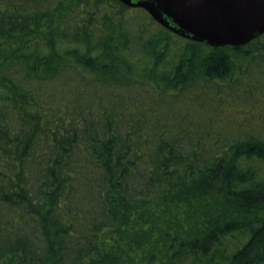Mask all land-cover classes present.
<instances>
[{
  "label": "trees",
  "instance_id": "1",
  "mask_svg": "<svg viewBox=\"0 0 264 264\" xmlns=\"http://www.w3.org/2000/svg\"><path fill=\"white\" fill-rule=\"evenodd\" d=\"M95 1L0 0V264H138L102 235L156 194L213 202L161 251L140 228L148 261L264 264V33L212 47Z\"/></svg>",
  "mask_w": 264,
  "mask_h": 264
},
{
  "label": "water",
  "instance_id": "2",
  "mask_svg": "<svg viewBox=\"0 0 264 264\" xmlns=\"http://www.w3.org/2000/svg\"><path fill=\"white\" fill-rule=\"evenodd\" d=\"M159 25L207 46H241L264 33V0H119Z\"/></svg>",
  "mask_w": 264,
  "mask_h": 264
},
{
  "label": "rangeland",
  "instance_id": "3",
  "mask_svg": "<svg viewBox=\"0 0 264 264\" xmlns=\"http://www.w3.org/2000/svg\"><path fill=\"white\" fill-rule=\"evenodd\" d=\"M118 1L97 0V4L95 1L92 5L98 11L97 16L106 12H110L111 14H129V10L121 8ZM76 2L77 0H66L69 8H73ZM154 197L150 200V214L145 213L142 218L134 216L125 226V233L118 234L114 231L111 232V230L103 232L101 240L103 250L117 251L126 262V255H128L133 262L137 261L138 264H161L164 261V256L159 252H157V258L153 262L147 260L148 253L145 252L147 237L142 232H138L139 229L150 226L153 234L152 238L156 240L157 248L161 251L162 243L160 235L164 230L183 231L186 235L198 232L203 225L205 215L212 207L209 203L213 202V199L209 198V203L206 204V199L208 198L206 196L205 198L190 199L185 204L172 206L170 204L159 203ZM133 235L140 242V245H137L136 242L134 244L132 240Z\"/></svg>",
  "mask_w": 264,
  "mask_h": 264
}]
</instances>
